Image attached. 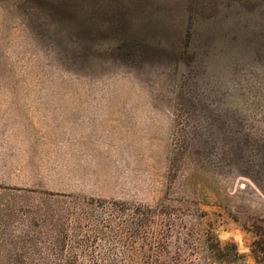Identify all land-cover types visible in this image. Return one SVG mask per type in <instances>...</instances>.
Returning a JSON list of instances; mask_svg holds the SVG:
<instances>
[{
	"label": "rangeland",
	"instance_id": "1",
	"mask_svg": "<svg viewBox=\"0 0 264 264\" xmlns=\"http://www.w3.org/2000/svg\"><path fill=\"white\" fill-rule=\"evenodd\" d=\"M0 264H264V0H0Z\"/></svg>",
	"mask_w": 264,
	"mask_h": 264
},
{
	"label": "trees",
	"instance_id": "2",
	"mask_svg": "<svg viewBox=\"0 0 264 264\" xmlns=\"http://www.w3.org/2000/svg\"><path fill=\"white\" fill-rule=\"evenodd\" d=\"M139 46H140V45L137 43V41H134L133 43H131V44L129 45V47L132 48V51H133V52H134L135 50H137ZM134 54H135V53H134ZM136 54H137V53H136ZM135 57H136V55H135Z\"/></svg>",
	"mask_w": 264,
	"mask_h": 264
}]
</instances>
